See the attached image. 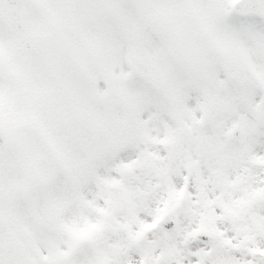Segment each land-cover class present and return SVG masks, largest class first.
<instances>
[{"label": "snow or ice", "instance_id": "obj_1", "mask_svg": "<svg viewBox=\"0 0 264 264\" xmlns=\"http://www.w3.org/2000/svg\"><path fill=\"white\" fill-rule=\"evenodd\" d=\"M0 264H264V0H0Z\"/></svg>", "mask_w": 264, "mask_h": 264}]
</instances>
